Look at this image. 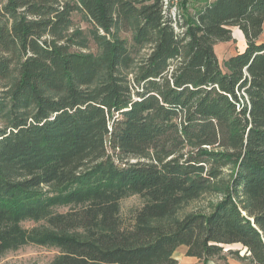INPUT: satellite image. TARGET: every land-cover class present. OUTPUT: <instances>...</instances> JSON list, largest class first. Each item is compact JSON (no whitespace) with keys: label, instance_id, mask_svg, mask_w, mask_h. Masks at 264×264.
<instances>
[{"label":"trees","instance_id":"1","mask_svg":"<svg viewBox=\"0 0 264 264\" xmlns=\"http://www.w3.org/2000/svg\"><path fill=\"white\" fill-rule=\"evenodd\" d=\"M233 26L245 45L220 64ZM263 32L264 0H0V254L45 216L61 253L44 264H176L181 245L264 264ZM210 191L209 212L176 216Z\"/></svg>","mask_w":264,"mask_h":264},{"label":"rangeland","instance_id":"2","mask_svg":"<svg viewBox=\"0 0 264 264\" xmlns=\"http://www.w3.org/2000/svg\"><path fill=\"white\" fill-rule=\"evenodd\" d=\"M165 5L174 4L176 5L178 0H163ZM72 26L69 31H73L74 29L80 31L84 37L88 36L89 24L87 20L79 13L75 12L72 15ZM237 31H232V39L229 41V46L226 48L225 42H219L216 44L215 52L217 54L218 60L220 64L224 57H227L230 54H233L243 47L242 37H239L241 34L238 31L239 28L237 26H233ZM240 30V29H239ZM127 41L130 43V33L129 31H124L121 33ZM238 36V37H237ZM259 39H264V32L261 34ZM83 51H92L96 52L97 48L94 42L88 36L87 47L82 48ZM146 49L141 51L144 52ZM141 53L137 55V57H141ZM134 161V159H131ZM39 190L47 196H60L59 193H56L49 186H42ZM220 194L213 192H204L198 198L189 200L188 202L183 203L177 210L176 216L178 218L183 217L185 214L190 212H209L212 204L220 199ZM59 199V198H58ZM54 200V202L46 207L45 214H54L57 212H64L71 205L65 204L61 202V200ZM143 203V199L137 194L133 192H127L119 202L120 214L125 222H129L132 219L134 211L140 207ZM20 226V234L14 239L15 242L11 245H8L4 248L2 253L0 254V264H41V263H49L56 256L61 253V249L59 246L48 243L41 242L40 238L44 231L48 229L46 224L45 216L43 217H24L19 220ZM240 247L239 244H233L225 246L226 249H235ZM232 259L231 257H228ZM227 258V259H228ZM219 260V259H217ZM222 262V260H219ZM242 264V263H241Z\"/></svg>","mask_w":264,"mask_h":264},{"label":"crops","instance_id":"3","mask_svg":"<svg viewBox=\"0 0 264 264\" xmlns=\"http://www.w3.org/2000/svg\"><path fill=\"white\" fill-rule=\"evenodd\" d=\"M238 28V27H237ZM232 31L233 32H236L237 29L236 28H232ZM238 31H240L241 34H239L240 36L239 37H242L240 39H242V43H243V47L245 45V41H244V37H243V34L241 32V30L238 29ZM238 37V36H237ZM225 43H227L226 45V48L229 46L228 43H230L229 41H225ZM216 47V45H215ZM242 47V48H243ZM225 58V57H224ZM223 58V59H224ZM185 251H186V247L184 245H181V246H178L174 252H173V257L176 259V264H241V262L237 259H227L226 262L225 261H222L220 262L219 260H217L215 257H211L209 259H206L205 261H202L196 257H193V256H187L185 254Z\"/></svg>","mask_w":264,"mask_h":264},{"label":"built area","instance_id":"4","mask_svg":"<svg viewBox=\"0 0 264 264\" xmlns=\"http://www.w3.org/2000/svg\"><path fill=\"white\" fill-rule=\"evenodd\" d=\"M162 3H163L164 8H166V9L169 8V9H170V12H171L172 14H174V12H175V10H176V5H174V4L165 5L163 0H162Z\"/></svg>","mask_w":264,"mask_h":264}]
</instances>
